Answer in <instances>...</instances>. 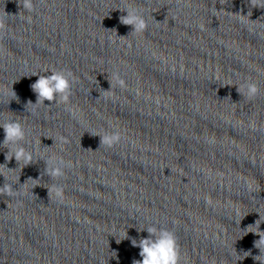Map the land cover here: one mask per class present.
I'll list each match as a JSON object with an SVG mask.
<instances>
[{"label":"clouds","instance_id":"1","mask_svg":"<svg viewBox=\"0 0 264 264\" xmlns=\"http://www.w3.org/2000/svg\"><path fill=\"white\" fill-rule=\"evenodd\" d=\"M17 3L21 8L19 14L10 15L5 12L6 16H20L21 19H24L25 17L21 15L22 12L32 13L35 11L34 0H17ZM119 10L121 12L127 13L126 15H121L119 19L121 24L131 26V33L142 34L147 30L148 22L141 10L133 7L119 8ZM27 19L28 22H31L30 15L27 17ZM4 29L5 21L3 18H0V31H3ZM121 38H123V36H121ZM4 54V49L0 47V56H3ZM49 72L50 75H41L39 73L32 74L38 75V79L30 85L31 90L36 94V101L35 103H33L31 100H28L25 105L26 110L29 109V106H31L33 109H35L37 105L45 106V101H48L50 103L49 105H47V107H51V105H53L54 103L57 105L63 104L65 105L66 111L72 112L69 104L70 97L72 96V89L74 84L76 83V78L71 71L66 72L64 70H51L47 73ZM107 79L109 81L110 88L109 90H102L106 98L109 94H111L114 88L126 87L124 79L121 78L118 73L114 74L111 78L107 77ZM236 90L238 93H240L241 96L244 95L249 100L254 99L260 91L258 85L252 81H246L244 84L236 87ZM11 92V100H16L17 102H19V97L17 96L13 88ZM0 128H3L5 134L3 142L0 143V147L7 149V152L5 153L6 162L4 164H0V176H3L5 181L4 184L0 186V196H7L11 198L15 195H20V191L13 188L14 184L19 183V178L17 181L10 182L7 172H11L13 171V169L9 168L7 164L14 158L17 162L18 167L21 165V162H23L24 167H26L33 163V151L27 149L24 146V142L26 141V132L24 125L20 120H6L3 123H0ZM91 135L98 136L100 138L99 147L103 145L108 148L114 147L115 145L119 144L122 138L121 133L118 130H113L110 132L105 131L103 134L93 133ZM52 140L54 144L56 141L54 139ZM60 141L62 143L66 142L64 141L63 137L60 138ZM41 160H43L46 165L44 169L45 174L53 180L63 178L65 176V169L72 166L71 162H66L62 157H57L55 155L48 156L46 159L44 157H41ZM39 179L40 178L33 179L29 177L24 184H26L29 180L35 182ZM36 186H38V184H34L33 188H35ZM47 192L49 199L54 194L56 202H64V189L62 185L54 184L51 188H47ZM32 195H34L33 191ZM260 224V220L257 219L254 224L248 225L246 229L248 230L247 233H254L259 236V239L254 241V247L259 249L260 253H262L264 252V248H262V246H264V231L260 230ZM254 225L259 229L257 232L251 231V228ZM144 230L147 231L148 236L147 238L142 237L139 240L129 237L127 232L125 234L124 239H130L131 245L140 249L139 256L142 257V259H133L132 264H180L181 252L174 231L163 226H157L156 224H152L147 228L138 231ZM120 242L121 240H116L117 244H119ZM243 253L244 258L252 255L251 250L245 251ZM112 254V257L118 260L117 252L112 251ZM260 257L261 254L253 256L252 258L255 261H260V264H264V261H261Z\"/></svg>","mask_w":264,"mask_h":264}]
</instances>
